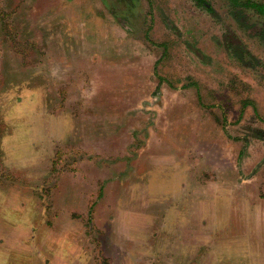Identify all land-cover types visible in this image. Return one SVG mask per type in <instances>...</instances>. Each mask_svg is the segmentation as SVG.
<instances>
[{"label": "rangeland", "instance_id": "rangeland-1", "mask_svg": "<svg viewBox=\"0 0 264 264\" xmlns=\"http://www.w3.org/2000/svg\"><path fill=\"white\" fill-rule=\"evenodd\" d=\"M208 1L0 0L2 246L264 264V17Z\"/></svg>", "mask_w": 264, "mask_h": 264}, {"label": "crops", "instance_id": "crops-1", "mask_svg": "<svg viewBox=\"0 0 264 264\" xmlns=\"http://www.w3.org/2000/svg\"><path fill=\"white\" fill-rule=\"evenodd\" d=\"M160 76L158 75V78ZM245 103V102H244ZM171 130L173 131L171 134L176 133L179 135H183L182 138L188 134V132L186 130H183L182 126L178 125H174ZM186 139L183 138L182 140H179L177 142H172L170 143L168 146L165 145V143L162 145V142H156L154 143L155 145H157V149H143V150H139V153H172L168 159H174L176 154L173 153H178V150L180 148L183 149L184 152L189 153V155H191L192 152V148L190 146V148H188L185 144H186ZM166 148L168 149V151L166 150ZM239 154L240 150L238 151ZM157 157V156H156ZM155 157V158H156ZM167 157H161L156 161L158 163H160V167H162V169L160 170H164L163 166H165V164H163L162 162H165V159ZM155 162V163H156ZM32 241V240H31ZM14 248H18L15 249L13 252H7V249H14ZM37 247L35 246L34 251ZM31 250H28L27 248H23V247H17L11 244H6L4 246H2L0 244V264H32V253H33V246H31L30 248ZM62 249V246L61 248ZM65 249V246H64ZM43 250V249H42Z\"/></svg>", "mask_w": 264, "mask_h": 264}, {"label": "trees", "instance_id": "trees-1", "mask_svg": "<svg viewBox=\"0 0 264 264\" xmlns=\"http://www.w3.org/2000/svg\"><path fill=\"white\" fill-rule=\"evenodd\" d=\"M232 10L241 12L240 17L245 14V10H252L256 14L264 17V0H226ZM197 6L204 7L207 11L213 12V8L208 0H193ZM235 11V12H236ZM236 12V14H237Z\"/></svg>", "mask_w": 264, "mask_h": 264}]
</instances>
